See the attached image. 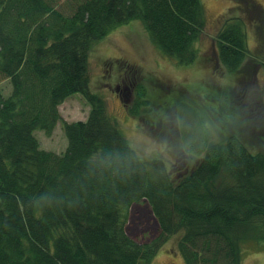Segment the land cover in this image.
Segmentation results:
<instances>
[{
  "label": "trees",
  "instance_id": "obj_1",
  "mask_svg": "<svg viewBox=\"0 0 264 264\" xmlns=\"http://www.w3.org/2000/svg\"><path fill=\"white\" fill-rule=\"evenodd\" d=\"M61 1L0 0V78L11 85L8 96L0 90V264H151L172 238L185 264H242L243 245L264 242V152L238 130L221 143L203 137L201 148L185 140L197 160L175 178L161 154L141 157L91 90L92 51L135 21L181 67L196 65L204 1L70 0L59 9ZM243 19L219 20L217 61L233 75L254 56L264 82V50L250 51ZM76 94L90 113L67 122L59 107ZM150 107L139 86L128 113ZM59 123L66 149H42L36 131L51 137ZM143 200L160 234L139 244L126 229Z\"/></svg>",
  "mask_w": 264,
  "mask_h": 264
},
{
  "label": "rangeland",
  "instance_id": "obj_2",
  "mask_svg": "<svg viewBox=\"0 0 264 264\" xmlns=\"http://www.w3.org/2000/svg\"><path fill=\"white\" fill-rule=\"evenodd\" d=\"M69 1L62 0L59 9L66 8ZM203 1L207 26L198 43L201 58L197 66L181 67L159 51L143 31V24L137 21L116 29L97 44L89 64L91 90L106 99L108 110L118 121L123 135L142 158L161 154L175 178L190 171L197 160L188 153L185 140L201 148L203 137L221 143L238 130L250 150L264 152L262 67L257 65L254 56H249L236 74H229L217 61L214 44L220 30L219 20L242 17L249 49L259 55L264 50V0ZM240 2L245 4L244 10L234 7ZM120 71L125 73L119 75ZM117 78L124 79L122 86L128 89L127 97L116 95ZM139 86L145 88L154 112L135 118L127 110L137 101ZM0 90L8 96L10 82L0 78ZM83 99L76 94L63 102L59 107L63 119L86 121L90 106ZM225 101L233 102L245 112L236 107L230 111ZM193 116L198 119L194 127ZM35 134L42 149L62 153L67 147L60 123L51 137L43 131ZM126 230L139 244L149 243L160 234L157 218L147 201L131 207ZM177 245L178 238L169 240L151 264H185ZM243 250L242 264H264V242L244 244Z\"/></svg>",
  "mask_w": 264,
  "mask_h": 264
},
{
  "label": "flooded vegetation",
  "instance_id": "obj_3",
  "mask_svg": "<svg viewBox=\"0 0 264 264\" xmlns=\"http://www.w3.org/2000/svg\"><path fill=\"white\" fill-rule=\"evenodd\" d=\"M123 80L122 81L120 80V81H118L117 84H115V91H116L117 96L120 95L122 97L124 95L127 97L129 92H126L128 89L126 87L124 88L122 86V84H125V81H123ZM124 92H126V93H124Z\"/></svg>",
  "mask_w": 264,
  "mask_h": 264
}]
</instances>
